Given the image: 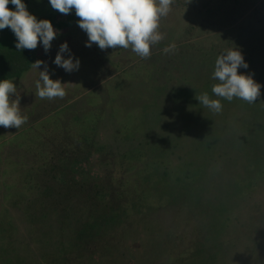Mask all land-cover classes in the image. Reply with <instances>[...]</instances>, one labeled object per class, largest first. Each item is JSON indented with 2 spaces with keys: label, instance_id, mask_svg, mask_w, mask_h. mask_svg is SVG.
<instances>
[{
  "label": "rangeland",
  "instance_id": "rangeland-1",
  "mask_svg": "<svg viewBox=\"0 0 264 264\" xmlns=\"http://www.w3.org/2000/svg\"><path fill=\"white\" fill-rule=\"evenodd\" d=\"M26 4L30 13L39 18L54 17L60 21L66 17L65 14L52 9L48 0H27ZM165 18L168 29L165 45L186 42L193 49L187 58L198 55L202 60L206 57L214 59L227 49L228 41L232 40V47L234 44L239 46L249 64L247 73L254 71L251 61L256 60V65L262 64L263 69H259V72L264 76V0H191V2L173 0L171 11ZM87 39L86 33L76 24L68 32L54 39L47 54L44 49L38 51V60L44 61L50 71H54L50 78L59 79L64 84L65 95L62 98L41 99L36 95L35 81L38 79V71H42L43 66L38 71L32 68L22 78L13 80L17 87V95H20L22 115L28 119L19 129L0 126V264H44L42 255L46 252L45 245L40 247L37 239L41 237L46 239L51 230L42 223L43 220L35 223L28 215L40 208L37 204L39 191L34 187L36 182L27 181L33 175L30 173V167L25 165L22 170L17 168L16 171L14 166L20 163L18 160L21 158L23 161L28 154L30 156L40 153L39 145L45 140L61 136L64 129L60 121L66 120L69 123L67 132L77 139L94 134L93 129L102 118L101 121L105 122L101 126L105 135L104 144H109L111 136L115 135L125 148L139 137L147 150L145 138H152L156 146L152 147V151L157 153L159 146L169 147L170 153L177 154L174 155L177 159L181 158L180 154H187L188 161L192 156H197L199 150H203V148L197 150L195 142L204 143L203 140L211 139L210 142L219 143L220 137L229 129L232 131L229 137L224 139L225 143L221 148L230 156L242 154L249 149L250 144H247L248 147L244 144L242 146L243 139L247 136L250 140L264 141V136L246 132L249 126L255 127L253 124L264 125L262 106L245 109L243 118L239 116L242 107H233L234 114L222 119L215 116L217 125L214 123L209 132L203 131L202 128L198 133L194 128H189L183 118V109L188 104L183 102L190 101L196 109H201L200 106L203 104H199L197 99L207 89L206 86L197 90L200 91L197 96L193 94L195 91L192 90L193 86L183 93L182 100H178L183 109L177 115L174 102L180 89L172 86L169 89V96L160 104L152 88L154 96L149 107L153 113L152 121L147 119L141 124L139 113H133L129 117L123 116L114 104L117 93L122 89L126 92L127 84L139 80L145 81L143 88L150 91L153 84L152 72L146 70L144 64L136 60L119 73L117 71L116 76L107 82L100 83L101 76L104 75L103 65L100 64L105 63L102 55L110 48L100 50L95 44L90 48L85 47ZM65 41L71 52L81 61L79 71L67 73L52 63L59 46ZM213 45L215 53L210 52ZM92 53L96 58L91 57ZM178 56L179 54L175 53L176 59ZM107 67L112 69L111 66ZM115 69L117 68H113L112 72H115ZM202 85H206L205 81ZM81 91H84L79 97L81 100L73 108L78 117L76 114L72 121L69 109L62 108L47 118L30 124V120L36 116L34 111L39 103L53 100L55 106L61 105L63 100L76 97ZM102 91H108L110 94L106 104H104L106 100L101 99ZM12 98L15 99V96ZM145 102L146 100H143V103ZM69 103L73 104L74 101ZM193 115L195 119H199L201 113L196 110ZM175 118L177 124L172 125ZM27 124L30 125V131L22 132V127L25 128ZM137 126L139 129L136 131ZM191 131L198 134L193 136ZM210 133L212 135L209 136ZM7 135L16 137L5 139ZM161 143L163 145H160ZM113 144V147L119 146ZM166 151L167 148L165 153ZM142 152L137 154L139 161H145L151 156L149 151ZM25 154L27 155L24 156ZM41 159L38 160L39 164ZM153 163L140 165V182L137 183L139 185L132 187V184H129L127 187L130 191L129 202L144 205L146 208L151 206L154 212V216L149 220L144 214L139 215L131 232V239L136 242L134 264H264V167L249 170L247 178L250 179L243 181L240 184L241 188L237 187L240 198L231 201L235 184L231 181L232 178L225 176L227 172L222 170L220 171L222 173L211 172L209 178L204 180L202 172H199L201 169L196 170L189 165L177 167L162 164L159 171L161 177L165 178L161 180L156 176L152 181H147L146 177L152 174L154 169ZM118 164L122 169L119 167V173H122V163ZM182 183L184 186L192 187L189 189L179 187ZM23 198L28 200L34 198L31 207L29 204H20ZM27 207L32 210L28 212ZM34 227L38 229L35 231L36 237L31 231ZM151 247L153 253L152 256H148ZM128 259L116 255L105 258L102 264H127Z\"/></svg>",
  "mask_w": 264,
  "mask_h": 264
},
{
  "label": "trees",
  "instance_id": "trees-1",
  "mask_svg": "<svg viewBox=\"0 0 264 264\" xmlns=\"http://www.w3.org/2000/svg\"><path fill=\"white\" fill-rule=\"evenodd\" d=\"M26 1L24 0L25 3ZM8 7L10 10H14V6L11 3ZM232 14L234 15V12ZM229 16L233 17L231 14ZM37 18L38 20H50L54 28L59 30L60 35L74 27L79 19L75 15V10L66 15V17L64 16L60 21H57L54 17ZM165 20V17L161 18L159 29L164 33L165 38L158 44L151 46L150 57L141 58L132 52L131 49H123L119 46L110 48L106 54L102 55L105 63L100 64L104 68V75L101 76L100 83L107 82L116 76L117 71L119 73L129 63H133L136 60L143 63L146 70L152 72L151 82L153 84L150 91L143 88L145 81L139 80L127 84L125 86L127 91L123 92L122 89L114 99L115 106L123 116L129 117L133 113H139L141 124L147 119L152 121L153 113L149 107L153 102L154 91L160 104L169 96V89L172 86L180 89L176 93L177 97L174 102L176 115L183 109L179 102L182 100L183 93H186L191 86H193L192 90L196 91L193 92L195 96L200 92L197 90L202 89V86H206L207 89H205L204 93H208L212 99H219L212 93L213 85L219 83V81L212 78L215 61L218 56H215L214 59L206 57L203 60L198 55L187 58V55L191 54L193 49H191L192 46L184 41L176 43V49L171 53L165 54L163 49L168 46L165 45L168 39V29ZM15 43L16 38L10 29L5 28L0 31V80L22 78L25 73L33 68L31 64L38 60V51L43 49L38 45L35 50L25 49L21 52L15 48ZM214 46H212L210 52L215 53ZM232 46L233 41L229 40L227 48ZM175 53L179 54L177 59L175 58ZM91 57L96 58L93 53ZM103 59L101 62H103ZM255 61H251L254 71L247 73V69H240L239 73L253 74L254 80L264 85L263 73L259 72V69L262 70L263 66L262 64L256 65ZM107 66H111L112 69L116 67L117 69L112 72V69H108ZM259 66L261 68H258ZM204 81L206 85H202ZM154 84H157V86H153ZM152 88H154V91ZM83 92L81 91L79 95L69 98L67 101L63 100L61 105L55 106L53 100L39 103L36 105V111H34L36 116L30 120V124L39 122L62 108L69 109V117L72 121V117L76 114L78 117V113L73 112V108L80 102L81 99L79 97L83 95ZM108 95H110L108 91H102L101 99L104 98L106 100L104 104L108 101ZM143 100H146V102L143 103ZM70 101H74V103L70 104ZM221 103L223 110L217 114L204 105L200 106L201 109H196L190 101L188 103L184 101L183 104H188V106L185 105L183 109V118L189 128H194L199 133L202 128L203 131L207 130L209 132L210 127H213L214 123L217 125L215 116H219L222 119L234 114L235 111H232L233 107H242L239 113L241 118H243V112L247 108H259L262 106L261 110L264 112V87L261 88V96L255 103L250 104L238 98H234L231 102L221 99ZM196 110L201 113L199 119H195L193 115ZM101 119L97 123L98 126L93 129L95 130L94 134L77 139L67 132V128L70 127L69 123L66 120L60 121L64 129V133L61 136L53 139L46 138L47 140L39 145L40 153L35 152L36 154L30 156L25 154L24 156L27 155L28 157L26 156L23 161L21 158L18 160L20 163L14 166V170L17 168L22 170L25 165L30 167V173L32 172L33 175L27 181L30 183L36 182L34 187L39 191L37 204L40 205V208L34 213H28L32 210L30 205L34 202V198L30 200L23 198L21 203H18L29 204L30 207H27V213L30 219L35 223L43 220L42 223L51 230L47 234L46 239H42V237L37 239L40 247L45 245L44 250L46 252L42 255L44 264H102L105 258H112L116 255L124 259L129 258L127 264L135 263L134 251L136 250V242L131 239V232L139 215L144 214L148 220L154 216L151 206L146 208L144 205L129 202L130 191L127 190V187L129 184H132V187L139 185L137 184L140 182L139 173L141 168L139 167L140 165L143 166L142 164L146 163L148 165L154 162L152 174H149L145 179L147 181H152L156 176L161 180L165 178L161 177L159 171V167L162 164H170L177 167L189 165L196 170L201 169L199 172H202L201 176L204 180L209 178L211 172H220L221 170L227 172L225 176L232 178L233 180L231 181L235 184L233 195L229 196L231 201L240 198L241 195H238V189L241 188L240 184L243 181L250 179L249 177L247 178L249 170L255 167L258 169L264 167V141L261 139L250 140L248 136L243 139L242 146L246 145L248 147L247 144H250V147L242 154L230 156L223 152L221 146L225 143H223L224 139L229 137L232 131L230 129L228 130L229 133L226 132L220 137L219 143L210 142L211 139L203 140L204 143L195 142L196 149L203 148V150H199V154L192 156L191 160L188 161L186 158L187 154H180L181 158L177 159L175 157L177 154L174 152L170 153L169 147L159 146L157 153L152 151V147H156L152 138H145L147 150L139 137L136 138L134 143L125 148L119 143L115 135L111 136L112 139L109 140V144H104L105 135L102 133L101 126L105 122L101 121ZM175 124H177L176 118L172 125ZM238 125H241L240 121ZM253 126L255 127L249 126L246 132H250L251 135L264 136V125L253 124ZM30 129V125L27 124L23 132H28ZM138 129L139 127L137 126L136 131ZM191 133L193 136L198 134L192 131ZM212 133L208 135L210 136ZM113 143L119 146L113 147ZM160 145H163V143ZM16 148L19 147L16 146ZM166 148L167 153H165ZM143 150L149 151L148 153L151 156L145 161H139V155L137 154L143 153ZM14 153L18 154L17 152ZM40 158L42 159L39 164L38 160ZM118 162L122 163V173H119L120 166ZM34 178H36L35 181H33ZM166 183L170 184V182ZM182 185L179 187H187V189L192 187L190 185ZM238 186L239 188H237ZM171 196L173 197V195ZM193 196L196 199L198 198L195 194ZM182 200H184V196H182ZM31 231L36 237L35 231H38L37 227H34L33 230L31 229ZM43 233L44 231H42ZM152 253L153 247L149 250L148 256H152Z\"/></svg>",
  "mask_w": 264,
  "mask_h": 264
},
{
  "label": "clouds",
  "instance_id": "clouds-1",
  "mask_svg": "<svg viewBox=\"0 0 264 264\" xmlns=\"http://www.w3.org/2000/svg\"><path fill=\"white\" fill-rule=\"evenodd\" d=\"M10 3L14 10L9 9ZM48 3L61 14L68 15L75 10L79 18L77 25L88 37L85 47L95 44L100 50H106L119 46L131 49L141 58H148L151 46L165 38L159 30L160 20L171 11L173 0H48ZM5 28L14 34L15 48L21 52L35 50L39 45L47 54L53 40L60 35L50 20H38L30 13L24 0H0V31ZM175 49L176 44L172 43L163 52L168 54ZM52 63L67 73L79 71L81 66L80 59L71 52L66 41L59 46ZM31 65L37 71L43 66L35 81L36 95L41 99L65 95L64 84L59 79L50 78L54 71H50L44 61L37 60ZM248 68L239 46L234 44V47L225 49L217 57L212 74V78L219 81L213 85L212 93L219 99H212L205 92L197 99L199 104L218 114L223 110L221 99L231 102L238 98L255 103L264 85L257 83L253 74H238L240 69ZM20 102L13 80H0V126L19 129L27 122L28 117L22 115Z\"/></svg>",
  "mask_w": 264,
  "mask_h": 264
},
{
  "label": "crops",
  "instance_id": "crops-1",
  "mask_svg": "<svg viewBox=\"0 0 264 264\" xmlns=\"http://www.w3.org/2000/svg\"><path fill=\"white\" fill-rule=\"evenodd\" d=\"M47 118V117H46ZM45 119V118H44ZM23 129H24V126L22 127V132H23ZM15 136V135H14ZM13 135L12 136H6V138L5 139H14L13 137H14ZM16 137V136H15ZM7 142V141H6Z\"/></svg>",
  "mask_w": 264,
  "mask_h": 264
}]
</instances>
